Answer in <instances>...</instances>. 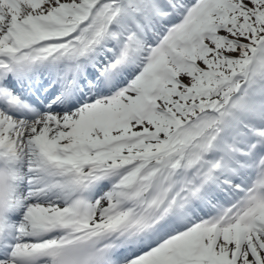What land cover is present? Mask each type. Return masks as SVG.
<instances>
[{
    "label": "snow or ice",
    "instance_id": "snow-or-ice-1",
    "mask_svg": "<svg viewBox=\"0 0 264 264\" xmlns=\"http://www.w3.org/2000/svg\"><path fill=\"white\" fill-rule=\"evenodd\" d=\"M0 264H264V0H0Z\"/></svg>",
    "mask_w": 264,
    "mask_h": 264
}]
</instances>
